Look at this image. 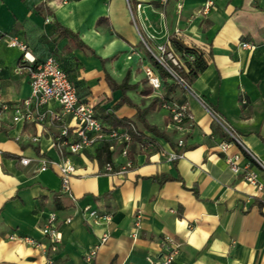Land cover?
<instances>
[{
    "label": "crops",
    "instance_id": "obj_1",
    "mask_svg": "<svg viewBox=\"0 0 264 264\" xmlns=\"http://www.w3.org/2000/svg\"><path fill=\"white\" fill-rule=\"evenodd\" d=\"M40 1L0 0V33L24 43L32 65L54 58L78 101L90 105L104 125L110 126L102 121L108 113L135 121L136 108L146 109L155 98L185 104L191 119L176 130L165 109L158 105L148 111L146 122L172 144L144 132L152 146L137 148L124 174L105 173L94 150L70 157L74 174L67 196L53 168L37 171V159L59 160L51 147L57 127L40 130L12 123L10 111L0 113V264H85L84 252L102 234L107 239L91 264H149L148 257L162 253L165 236L179 246L172 264H264V194L234 175L224 157L238 155V166H248L262 183L264 170L225 137L228 133L212 117H219L264 167V0H216L206 16L201 14L205 0H168L163 8L160 0H47L52 15L45 19L34 10ZM52 21L94 55L56 39ZM173 33L210 53L206 69L190 87L202 104L179 84L169 90L170 79L162 80L146 58L142 36H152L154 46ZM242 43L252 48L244 49ZM145 67H151L161 83L150 96L140 94L151 88ZM0 68V104L27 97L21 53L0 44ZM127 74L128 83L136 87L124 95L136 108L123 103L114 109L123 93L110 90L105 78L121 84ZM47 108L59 110L55 104ZM34 136L36 141L31 140ZM179 140L185 150L173 159ZM222 142L231 143L226 154ZM110 154L112 171L118 173L126 160L118 148ZM20 158L29 163L20 165ZM83 206L109 216L108 222L85 221ZM50 213L60 236L54 252L40 234ZM136 215L141 216V229L133 238Z\"/></svg>",
    "mask_w": 264,
    "mask_h": 264
},
{
    "label": "built area",
    "instance_id": "obj_2",
    "mask_svg": "<svg viewBox=\"0 0 264 264\" xmlns=\"http://www.w3.org/2000/svg\"><path fill=\"white\" fill-rule=\"evenodd\" d=\"M215 1L216 0L204 1L201 11L203 16L209 13ZM167 2L168 0H160L161 5H165ZM139 7L140 6H137V8ZM177 9H181V4L177 5ZM146 39L151 41L154 38L152 36H146ZM142 43L145 50L152 55L157 63L162 66L191 97L201 103L199 98L186 86L185 82L175 74L172 67H170L169 64L176 68H180V62L174 54L168 50L166 42L156 44L153 47L146 45L144 39H142ZM0 44H3L7 48H15L21 53V65L26 69L28 75L27 97L9 105L0 104V113L10 111V120L12 123L21 122L33 124L40 130H43L45 126L49 125H55L57 127V135L51 141V147L55 149L59 156V160L57 162H52L45 158L37 159L38 172H43L48 167L53 168L59 178L60 191L68 196L69 178L74 174V166L70 161V157L72 156L79 155L86 150H95V148H98L101 144H107L108 152L112 153L118 148L119 154L125 158L126 161L121 171L118 173L112 171L110 163L104 164L103 170L105 173L109 175L124 174L126 170L132 167V160L129 159L128 153L132 142L133 126L111 127L104 125L98 120L90 105L78 101L74 86L54 58L48 57L39 64L32 65L33 59L29 57L26 45L17 38L0 33ZM241 47L244 49L252 48V46L247 43H242ZM185 59L192 61L193 58L191 56H186ZM144 74L149 86H151L153 90H159L161 83L159 77L154 73L152 68L145 67ZM245 103L246 102L242 100V104ZM50 104L57 105L59 110H49L47 106ZM161 107L170 114L171 120L169 125L176 130H181L191 119L185 104L172 101L163 103ZM210 115L212 114L210 113ZM67 117L74 122L72 127L66 122L65 118ZM212 117L231 136L233 142L239 144L256 164L264 170L261 162L241 145L240 141L233 136L221 119L215 115H212ZM36 139L37 136L31 138L32 141H36ZM151 146L152 143H146L141 149L145 150ZM177 146L182 147L183 142L179 140ZM230 147L231 143L222 142L220 144V149L225 154ZM180 157H182L181 154L171 155L173 159ZM224 160L234 175H241L248 184L256 189L258 194H264V183L258 180L257 174L248 166H245L243 169L238 166V155H226ZM28 163L29 159L27 158L19 159L20 165L25 166ZM71 200L73 201V199ZM81 213L85 221L91 224L108 222L109 220V216L100 214L96 210H91L88 206H83L81 208ZM65 222L69 223V220H65ZM140 229L141 216L136 215L132 229L133 238L137 236ZM40 234L46 239L48 250L50 252L56 251L60 236L56 229L55 215L53 213H50L46 217L45 223L40 229ZM106 239L107 235L102 234L98 242L84 252L83 261L85 264H91L93 262L98 247L102 245ZM22 241L33 246L37 245L27 238H22ZM163 245V251L158 257L147 258L149 264H172L174 262L179 252L178 244H176L171 237L165 236L163 238Z\"/></svg>",
    "mask_w": 264,
    "mask_h": 264
},
{
    "label": "trees",
    "instance_id": "obj_3",
    "mask_svg": "<svg viewBox=\"0 0 264 264\" xmlns=\"http://www.w3.org/2000/svg\"><path fill=\"white\" fill-rule=\"evenodd\" d=\"M159 7V6H158ZM35 12L45 19L48 16L52 15V9L48 6L47 0H41L35 7ZM52 27H53V34L56 39H64L67 40L70 44V48H76L83 52H85L88 55H94L93 52L89 49H87L70 31L67 29L62 28L60 25H58L55 21H52ZM146 45L149 47H153L150 40L146 39L145 36H142ZM166 46L170 52L175 54L179 62H180V68H176L172 66L170 67L174 70L175 74L182 79L186 86L190 89L192 83L197 79L198 75L202 73L210 60V53L206 52L205 49L200 48L195 45H187L184 43L182 36L178 35L177 33H173L171 36L167 38ZM69 49V48H68ZM146 58L149 62L152 63V66L155 68V70L158 72L160 78L162 80L170 79L171 85L169 86V90L171 87L178 85L177 81L162 67L160 66L157 61L152 57V55L145 50ZM186 56H191L193 59L192 61H188L185 59ZM106 83L108 84L110 90H120L123 93L122 98L120 99L119 103L117 105H114V109H118L123 103H128L129 105L136 108L135 105L129 102V100L125 97L124 93L132 88H135L136 86H131L129 81V74L125 76L121 84H116L112 82L109 78H105ZM153 92L152 87L150 89H143L140 91V94L142 96H150ZM165 102L160 101L159 99L155 98L152 100L149 107L146 109H140L136 108V117L135 121L129 120V119H117L116 117H113L111 113H108L103 116L102 121L110 125L111 127H117V126H133L134 131L132 132V142L130 144L129 149V159H133V155L136 153L137 148H141L146 143H153L152 139H149L145 136L144 132H148L152 134L156 138H163L172 144V140L170 137L165 135L163 132H160L155 126H150L146 120L145 116L148 111H151L156 106H162V104ZM171 119H169L170 121ZM137 124H140L142 126V129H139ZM225 137L228 138V140H232L228 134L224 133ZM183 141V140H182ZM176 153L181 154L185 148L184 146L178 147L177 142L175 144ZM95 158L97 162L100 164V166L104 165L105 163H109L111 159V154L107 150V144H101L98 148H95ZM164 180H168L167 178H164Z\"/></svg>",
    "mask_w": 264,
    "mask_h": 264
},
{
    "label": "rangeland",
    "instance_id": "obj_4",
    "mask_svg": "<svg viewBox=\"0 0 264 264\" xmlns=\"http://www.w3.org/2000/svg\"><path fill=\"white\" fill-rule=\"evenodd\" d=\"M164 6H166V4L165 5H162L161 7L163 8Z\"/></svg>",
    "mask_w": 264,
    "mask_h": 264
}]
</instances>
